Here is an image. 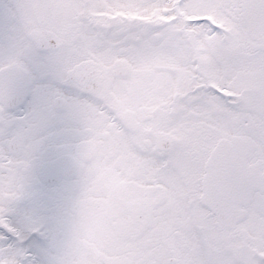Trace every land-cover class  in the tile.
<instances>
[{
	"label": "snow or ice",
	"instance_id": "1",
	"mask_svg": "<svg viewBox=\"0 0 264 264\" xmlns=\"http://www.w3.org/2000/svg\"><path fill=\"white\" fill-rule=\"evenodd\" d=\"M0 264H264V0H0Z\"/></svg>",
	"mask_w": 264,
	"mask_h": 264
}]
</instances>
